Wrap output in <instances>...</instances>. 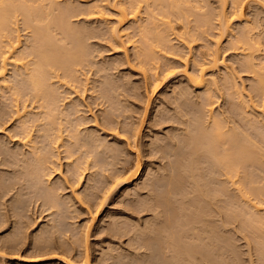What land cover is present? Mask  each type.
<instances>
[{
	"label": "rangeland",
	"instance_id": "rangeland-1",
	"mask_svg": "<svg viewBox=\"0 0 264 264\" xmlns=\"http://www.w3.org/2000/svg\"><path fill=\"white\" fill-rule=\"evenodd\" d=\"M56 1L62 7L69 4V15L73 14L69 16L71 24L87 38L83 41L88 59L75 68V80L68 77L70 80L64 84L67 80L62 71H58L59 82L58 78L53 79L60 92L55 98L60 100L57 103L67 119L63 113L55 119L50 137L44 134L46 121L38 114L39 100L26 93L15 99L12 91L0 87V264H66L67 257L82 264L85 252L90 264H264V203L256 210L252 206L257 201L253 194L248 196L250 201L244 202L235 182L244 179L242 173L232 176V183L221 168L223 173L217 170L213 179L212 172L216 173L219 165L214 169L206 158L192 154L189 142L199 126L206 128L211 124L212 114L224 121V130L233 128L242 137L249 136L264 156V120L259 110L264 107V100L253 89L257 72L252 71L255 67L246 66L244 57L249 50L241 43L244 40H239L243 31H247L249 40L257 42L254 44L258 47L253 48L256 59H264V0H244L241 20L233 17L232 0H225L223 6L220 0H181L185 16L179 14L180 8L178 15L166 13L173 26L168 33L170 46L159 44L156 48L158 43L154 46L155 68L146 65V73L139 67L135 47L126 44L125 50L119 48L110 28H122V33L132 37L135 44H142L135 27L143 20L147 22V15L156 14L154 17L160 18L164 14L161 13L164 1L157 4L162 2L142 0L139 15L128 17L121 24L117 10L110 5L114 0ZM197 2L203 8L201 11L199 6L191 7ZM94 4L99 7L92 9ZM222 10L231 20L225 33H220L218 14ZM18 17L20 50L25 43L30 44L32 32ZM203 17L211 21L209 27L203 24ZM199 28L204 29L202 33ZM59 33L55 31L61 37ZM189 34H195V39L189 40ZM213 50L219 57L214 67L208 63ZM28 56L26 61L32 57ZM201 65L204 82L196 86L184 70L195 75ZM13 69L7 65L8 78L13 76ZM165 71L170 74L163 75ZM153 72L159 75L154 89ZM212 78L217 79L216 86L210 82ZM19 86L24 90L25 87ZM23 104L27 106V115L33 118L25 123V129L20 126L25 117L16 113V108ZM35 116L41 119L34 121ZM247 116L258 121L255 126L245 119ZM70 130L79 132L84 139L70 143ZM58 133L62 143L59 147L52 143ZM32 150L41 157L48 154L44 170L39 173L33 170L37 167L33 165L36 158L33 159ZM198 157L200 162L203 160L201 165ZM192 162L196 174L183 168ZM136 163L140 165L138 175L112 187V176L131 170ZM75 169L83 174L79 184L74 182ZM248 170L264 202V166ZM193 177L203 184L200 188L215 194L218 188L221 193L212 200L213 193H209L205 199L196 191L199 186ZM242 185L247 188V184ZM197 190L202 193V189ZM49 199H54V206L47 203ZM252 214H258L263 223ZM186 221L189 223L182 229ZM168 224L181 234L180 237L174 234L172 242L168 238L171 230H167ZM194 227L207 229L204 233L209 238L202 240L208 246H201ZM209 227L219 236H212L215 232ZM36 236L48 241L45 244L42 238L40 243L43 241L44 245H39ZM210 236L215 243H209ZM181 241L191 246L192 259L171 249V244L179 246Z\"/></svg>",
	"mask_w": 264,
	"mask_h": 264
},
{
	"label": "bare ground",
	"instance_id": "bare-ground-1",
	"mask_svg": "<svg viewBox=\"0 0 264 264\" xmlns=\"http://www.w3.org/2000/svg\"><path fill=\"white\" fill-rule=\"evenodd\" d=\"M44 1H46V0H44ZM44 1H42V0H0V87H4V88L8 89V91L9 90L12 91V94L14 93V95H15V99H17L20 96V94H23V93L24 94L26 93L25 95L31 94L36 98V100L38 99L40 102L38 106H40V108H41L40 112H38V114L40 113L42 116L41 118L42 119L44 118L46 121L45 122L46 124L43 123V125L45 124V126H43V127H45V128H43L45 131L44 130L43 131H44V134L46 136L48 135L50 137L52 135V130H53L51 127L52 124L54 123L55 119L61 113H63L62 109H60L61 107L57 103L60 101V100L57 101V98L59 96L58 93H60V92L58 91L57 85H55L56 87L54 86L55 80L53 81V79L58 78L57 81L59 82L60 77H58V71H62V75L65 76L66 80H67V81H64V84H67L68 80L74 79L77 77L74 73L75 68L77 67V65L81 66L83 62L86 63L85 61H87L86 59H88V56H86V53H87L86 46H85L86 43L84 44V41L87 38L84 39V36L82 35V33L79 34V31H76L77 28L75 29V27H73L75 24L74 25L71 24V22L69 20V16L73 15V14L69 15L71 12V9L68 8L69 4H67V6H64V7H62V5H63L62 4V5H60L61 6L60 7L59 5H57L58 2L56 0H48V2L46 1V3ZM141 1L142 0H114L113 2L111 1L112 3L110 5L115 7V9L118 12L117 13L118 24L123 23L125 20L128 19V17L136 18L140 12V6H141L140 2ZM158 1H161V2L164 1L165 2V4H164V2H162V3L157 2V4L158 3L164 4L165 8L161 9V10H164V12L161 11V13H164L166 18L163 17L164 14L161 17L157 15V17H160V18L154 17V15H156V14H154V15L151 14V15H147V17H148V18H146L147 22L145 20H143L144 23H142L143 21L141 23L137 22L138 24H137V27H135V28L136 29L138 28V32L140 33V35L142 37V39L140 40V41L143 40V42H141L142 44H140V45L135 44V41L132 39V37L126 35L125 33H122V32H124L122 28L121 29L119 27L117 28V26L116 27L113 26L112 28H110L111 35L113 36L114 40L117 42V46L119 48H121L122 50H125L126 44H129V45H132L133 47H135L134 53L136 55V58L138 57L137 59H139L138 60L139 65H140L139 67L141 68V70L144 73H146L147 69H148L146 67V65L151 66L150 68H153V69L155 68L154 61L156 58L155 59L153 58V52H154L153 50H155L157 48V46L159 47V44H160V46H161V44H162V46H168V45L170 46V44H169L170 39L168 37V33L172 29L173 26L170 24V20H169V18H167L166 13L170 12V14H171V12H174V13L177 12V15H178V13L180 12V9H181L180 7H182V6H180V2L182 3L181 5H183V2L181 0H158ZM185 1H184V3L186 4L187 1L186 2ZM220 1H221L222 6H223L225 4V0H220ZM244 2H245L244 0H232V7H233L232 8V14H233V17L238 19V20H241L244 17L243 16L244 15V12H243V5H244L243 3ZM188 4H189V1H188ZM201 4H203V3H201ZM64 5H66V4H64ZM95 6H97V8L99 7L98 5L94 4L93 8L92 7L91 8L94 9ZM198 6H199V9L201 11L203 8H200L202 6L198 5V2H197L196 6L192 5L191 7H195L198 9ZM70 8H73V6ZM188 8H190V6ZM191 9L194 10L193 8H191ZM96 11H97V13L101 14V11L99 9H97ZM197 11H199V10H197ZM181 13H183V10L179 14H181ZM206 13H207V11H206ZM210 13L208 16H206L207 18L210 16ZM19 15L21 16L23 26L26 27L27 29L30 28L31 30H29V31L32 32L31 36H29L31 39V40H29L30 44H29V42L27 40L28 38H27L26 40H27L29 45L27 46L25 43L24 44L25 48H22L20 50H19V48H21L20 47L21 40H20V33L18 30L19 28H18V24H17V22L19 20V17H18ZM194 15H196V14H194ZM218 15H221L220 16L221 19L219 22V24L221 26V29H220L221 32L220 33H223V32L225 33L230 29V25H231L230 21L231 20L229 18V15H226L224 10H222L221 14H218ZM180 16H182V15H179V17ZM184 16H185V14H184ZM211 16H212V14H211ZM206 17L202 18V20L204 19L203 24H205L206 27H209L210 25L209 26H207V25H208V22H209V24H211L210 23L211 21L207 20ZM196 19H199V18L196 17ZM196 23H195V25H196ZM197 25H198V23H197ZM81 26H79V27H81ZM245 28H247V27L245 26ZM199 29L201 30V28H199ZM56 30H58V32H60L62 34L61 37H58L55 34ZM203 30L204 29L201 30V33ZM195 32H197V30ZM244 32L245 31H243V33L241 32L242 34L240 36L242 39H239V40H244L243 42L241 41V43L242 44L244 43L245 49H247V51L249 50V52H247L245 57H244V58H246L245 59L246 66L248 65V67L250 66V68L255 67L256 70L258 68L257 71L252 69V71H255V73L257 72L256 73L257 74L256 75L257 81H256V85L253 87V89L256 90L257 93L259 94V96H261V98L264 100V59H260V60L256 59L258 57H256L254 54L256 52L255 49L253 50V48L255 46H257V44L256 45L254 44L256 41L254 42V40H253V42H252L251 41L252 39L249 40L250 37L248 38L247 36H250V34H248L247 31L245 33ZM60 33H59V35H60ZM246 33H247V35H245V36L247 38L244 36V34H246ZM83 34H84V32H83ZM195 34L190 35L189 40H194ZM198 34H199V32L196 35H198ZM125 35L128 37L126 39H122V37H124ZM196 38H197V36H196ZM59 41H61L63 43H60ZM66 41L68 43H70V46L67 45L68 43H66V45H65ZM154 42H155V44H154ZM216 43L217 44L219 43V39L216 40ZM155 45H156V48L154 47ZM26 46H27L28 50H27ZM216 52H217L216 50L215 51L213 50V52L211 54V58H209L208 63L211 64L210 66H212V67L216 66L217 63L219 62V57L217 56ZM155 53H156V50H155ZM27 56L28 57L32 56L31 59H29L30 61L27 60L28 62L25 60ZM255 60L256 61L258 60V61L256 62ZM8 64L12 65L14 68L13 69L14 70L13 76L11 78L10 77L8 78L6 76ZM198 67H199V68H197L198 70L196 69L198 71V73H196L197 72L196 71L194 73L195 75L188 73L187 70H184V74L186 75L188 80L190 82H192L194 85L202 86V84L204 82V77H203V74H204L203 69L204 68L202 67V65L198 66ZM165 72L163 74L165 76L170 74V71H168L166 73ZM148 78H149V76H148ZM64 80H65V78H64ZM216 80L217 79H215V78L211 79L210 82L213 84V86L215 84L217 85ZM158 81H159L158 73L153 72V78L151 79V84L153 85V89L157 86ZM18 84L21 85V87H23V88L25 87L24 88L25 91L27 88L28 91L25 92L24 90H21L20 86L18 87ZM212 84H211V86H212ZM209 91H210V88H209ZM20 92H22V93H20ZM238 93H239V95H241L240 92H238ZM55 96L57 98H55ZM26 107H27L26 104H23L21 108H16V113L19 116L25 117L21 122L23 125H20V126H22V128L25 127V123L27 121H29V120L31 121V119H33L32 116L29 117L27 115L28 111H27ZM73 109H75V108H73ZM259 110L261 113L260 116H262V120H264V107H262V109H259ZM241 114H243V113H241ZM63 115H64V118H66L64 113H63ZM67 115L70 116V112ZM71 115H72V113H71ZM211 115L209 116L211 124L209 123L208 127L203 128L201 126H199V127L197 126L198 129L195 133H193L194 135L191 134L192 137L189 136V138L191 137L189 139V142L192 145V152L191 153L192 154L194 153L199 157L206 158L207 162L213 163L212 167L214 169L216 168L217 165H219V166H217V169L215 170L216 173L212 172V173H214L212 176L213 179L215 178L214 175L216 176L217 170H219V169L221 170V172L224 169V174L227 176L229 181L231 180L230 182H232V183L234 181L232 180L231 177L235 176L239 173H242L241 176L244 175L243 176L244 179L239 178V181H235L236 183L238 182V184H239L237 189L239 191H241L240 195L244 199V202L250 201L249 200L250 198L248 196H251L253 194L255 196V198H257V201H256V203H253L252 206L256 210H258V208L261 206V204L264 203L262 198L259 197L261 192H260V189L255 184V182L252 179H250V177L248 175L249 173L247 174L246 171L248 170V168L256 170L257 167H262V165L264 166V160H263L264 156H263V154L261 155V151L258 149L260 147H257L258 145L256 146V144H254V142L250 140L249 136H247L248 137L247 138L246 135H245V137L244 136L242 137L241 135H239L241 133H238L239 131H236L237 129L231 128L232 129L231 130L229 128L230 130L229 129L224 130V128H225L224 121L222 122V119L219 116L213 115V117H212ZM36 117L37 116L34 117L35 118L34 121L38 120V118H39V117L38 118H36ZM243 117H242V119H243ZM247 117H245V119H247L249 121V123H251V125H253V124L256 125V123L258 122V121H256L255 118L252 119V117L251 118H249V117L247 118ZM41 118H39V120ZM245 119H243V120H245ZM48 124H49V126H48ZM255 125H253V126H255ZM71 126H72V124H71ZM23 129H25V128H23ZM23 129H22V132H23ZM71 132L70 133L68 132V134L70 136L69 139L71 140L70 143L74 144L75 142H78V140L81 138V136L79 137V135H78L79 132L78 133L76 131H75L76 133L74 131L72 133ZM19 137H20L19 139H21V140L24 139V137H21V136H19ZM60 137H61V135L58 133V135H55L54 139L52 140V143L58 144V147L62 146L61 145L62 143L60 144ZM81 139H84V138L82 137ZM85 139H87V138H85ZM90 141H91V139H90ZM23 142H24V140H23ZM134 143H135V140H134ZM136 143H137V141H136ZM98 145H100V144H98ZM188 145H189V143H188ZM135 146H136V144H135ZM58 147H56V148H58ZM70 147H71V145H70ZM132 147H134V146H132ZM136 147H135V149H136ZM69 151L70 150L67 149V152H69ZM30 153L33 156V159L36 158V160L34 159L36 164L34 163L33 165L37 168L32 167V168H34L33 170L34 171L36 170L37 173H39L38 171L44 170L43 168L45 167L44 165H45L46 160H47L46 158H48L46 156H48V154L47 155L45 154L44 157L43 156L41 157L40 153L36 152L35 150H32ZM70 154H67V156H69ZM190 157H192V156L190 155ZM199 157L197 160H199L198 161L199 165H201L200 163H202L203 160H201V162H200ZM178 165L182 166V164L181 165L178 164ZM250 165H251V167L253 166V168H250ZM245 166L247 167V170H246ZM254 167L256 169H254ZM183 168H184V170L187 169V171L189 169H192L191 171L194 170V173L196 171V169H194L196 167H194L193 162L189 163L187 165V167L185 166ZM201 168H202V166H201ZM221 168H223V169H221ZM139 169H140V165H139V163H136L131 170H128L126 172L120 171L118 173H115L112 176V181H113V182H111L113 184L112 187H114L115 185H118V184L127 183L130 180H132L140 172ZM258 169L260 170V168H258ZM259 170H258V172H260ZM82 175L83 174L80 171L79 172L77 171L74 174L75 184H77V183L79 184V182L81 181V178L83 177ZM210 175H212V174H209V176ZM179 176H177V177H179ZM178 179H180V178H178ZM178 179H176V180H178ZM193 180H194V177H193ZM194 181H195V185L199 186V187H196L194 185L196 187L195 188L196 191L200 192L201 196H204V198L207 199L206 197H208V196H206V195L211 193L210 190H207L206 188H200V186H203V184L201 185L200 184L201 182L197 181L196 179ZM243 183L247 184V186H246L247 188H244L245 185L240 186V184H243ZM218 184H219V182H218ZM219 187H221V186L219 185ZM242 188H244V189L242 190ZM168 189L170 190V188H168ZM197 189H200V190L202 189V193H201V191H199ZM220 191H221V189L217 188L216 194L221 193ZM168 192H170V191H168ZM212 193H213V191H212ZM216 194L214 192L212 194V198H211V195H209L208 200L210 198L212 200L213 196H215ZM49 195H48V198L50 197V199H51L52 197ZM51 195H52V193H51ZM105 198H106V196L104 195V199ZM50 199L47 201V203L50 204V206L51 205L54 206V204L52 203L54 201V199H53V201H51L52 199L51 200ZM164 199H165V197H164ZM167 200H168V198L166 197V201ZM205 202H207V200ZM209 202H211V201H209ZM102 203L103 202H100V205H102ZM252 215L257 219V221H261V223H263L261 220V217H259L258 214H252ZM188 223L189 222L186 221L184 224H182V226H183L182 229H184V227L187 226ZM168 228L169 229H167V230H170L171 226L169 225ZM206 228H207V226H206ZM193 229L195 232V237L198 239L200 238V240H201L200 241L201 246L202 245L208 246L207 243L206 244L203 243L204 238H207L209 236L208 233H204V232H206L207 229H205L203 227L199 228V229H198V227H194ZM209 230H211L210 227H209ZM214 230L215 229H213L211 231H213V233H214L215 232ZM207 232H210V231H207ZM169 233L170 234L168 235V238H169V241L171 240V242L175 239V235L179 236L178 232L176 233V231H173L172 228H171ZM215 234H216V232L214 234H212V236ZM216 235H215V237H216ZM178 236H176V237H178ZM180 236H181V234H180ZM217 236H219V235H217ZM36 237H38V236H36ZM179 237H178V239H179ZM7 238H6V240H7ZM38 238L36 240L39 241V243H40V239H42V238L43 239L45 238V240H44L45 244L48 241V240L46 241V237L39 238V240H38ZM11 239H13V238H11ZM9 240H10V238H9ZM213 240H214L213 238H212V240H209V243H211L210 241H212V242L215 241V240L214 241ZM37 241H36V243H38ZM41 242L43 244V241H41ZM174 243H176V242L174 241ZM182 243H183V245L181 246L180 244H182ZM42 244L40 243L39 245H42ZM173 244H171L172 246L170 245V247H173V248H171L172 250L175 249L176 251L178 250L177 251L178 253H185L186 257H188L189 259H190V257H191V259L193 258V252H192V248L190 245L184 244V242H182V241L180 242L179 246L176 244L175 245H173ZM39 245L37 244V246H39ZM204 246H202V247H204ZM39 247H41V246H39ZM178 247H180V248H178ZM63 257H64V255H63ZM67 258H66V264H75L73 261H71L70 259H67ZM90 262L91 261L89 259V255L87 252H85L84 255L82 256V264H90Z\"/></svg>",
	"mask_w": 264,
	"mask_h": 264
},
{
	"label": "snow or ice",
	"instance_id": "snow-or-ice-1",
	"mask_svg": "<svg viewBox=\"0 0 264 264\" xmlns=\"http://www.w3.org/2000/svg\"><path fill=\"white\" fill-rule=\"evenodd\" d=\"M0 255H2V254H0Z\"/></svg>",
	"mask_w": 264,
	"mask_h": 264
}]
</instances>
